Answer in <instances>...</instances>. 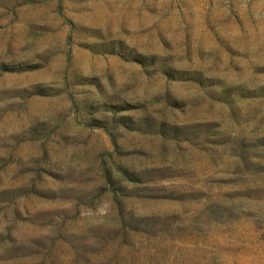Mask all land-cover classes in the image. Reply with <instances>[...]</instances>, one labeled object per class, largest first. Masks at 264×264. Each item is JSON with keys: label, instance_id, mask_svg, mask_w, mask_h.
<instances>
[{"label": "rangeland", "instance_id": "374dc122", "mask_svg": "<svg viewBox=\"0 0 264 264\" xmlns=\"http://www.w3.org/2000/svg\"><path fill=\"white\" fill-rule=\"evenodd\" d=\"M0 264H264V0H0Z\"/></svg>", "mask_w": 264, "mask_h": 264}]
</instances>
